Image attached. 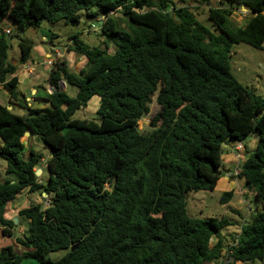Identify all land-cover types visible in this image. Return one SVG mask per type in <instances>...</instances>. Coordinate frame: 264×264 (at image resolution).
Listing matches in <instances>:
<instances>
[{
	"label": "trees",
	"instance_id": "16d2710c",
	"mask_svg": "<svg viewBox=\"0 0 264 264\" xmlns=\"http://www.w3.org/2000/svg\"><path fill=\"white\" fill-rule=\"evenodd\" d=\"M203 5L212 29L197 18ZM243 7L252 17L234 26L230 19ZM83 12L98 22L101 45L70 37L68 50L86 66L75 73L57 59L48 76L50 107L23 105L9 60L13 32L1 28L15 24L20 34L46 22L78 24ZM242 43L264 48V0H0V83L10 105L28 112L0 104V158L7 164L4 179L0 172V235L23 249L2 248L0 264H218L225 249L231 264L264 261V97L232 72V49ZM19 48L26 65L33 46L20 39ZM61 82L76 96L61 91ZM94 97L95 119L74 118ZM154 98L159 111L145 135L138 123ZM27 132L50 150L46 184L36 176L43 155L27 153L23 143ZM249 136L256 148L246 151L234 178L255 192L256 206L227 245L222 231L233 221L192 218L187 195L213 192L223 177V146ZM26 191L46 194L49 206L19 211L27 226L16 236L19 226L6 208ZM233 196L226 192L221 203ZM60 251L67 253L50 260Z\"/></svg>",
	"mask_w": 264,
	"mask_h": 264
},
{
	"label": "rangeland",
	"instance_id": "374dc122",
	"mask_svg": "<svg viewBox=\"0 0 264 264\" xmlns=\"http://www.w3.org/2000/svg\"><path fill=\"white\" fill-rule=\"evenodd\" d=\"M189 5L194 8L198 7V4L190 2ZM208 9L209 7L206 5H203L200 7L198 11H196V15L198 20L205 25L207 28L212 29V24L208 20ZM97 10V9H96ZM234 17L231 18V22L234 26L242 27L246 24V21L252 17V14L249 13L246 10H237L234 11ZM111 17L114 19L119 20V22L122 24V27H125V24L120 18V15L110 13ZM101 21V20H100ZM98 22L96 19L92 17H88L86 13H82V19L80 23L78 24H68L64 21H60L57 23H45L46 26L43 29H51V32L56 33L57 38L54 40L50 39L48 40V44H46L47 50L52 53L53 57L55 56V49L64 51L69 42L70 37L79 35L80 38L88 44L90 47H98L102 43V38L100 37V29L98 28ZM104 23V22H102ZM4 27H8L13 32V38H10V45L11 48H14V52H12L11 56L13 60L15 59L14 56L17 55V52L19 53V41L20 39L27 42L28 44L30 42H34V51L32 52L33 59L40 58L38 55L37 48L41 45L42 36L41 33L38 31H35L34 29H29L25 33L17 34V26L15 24L5 25ZM44 27V26H43ZM99 30V31H98ZM52 40V41H51ZM113 52V50H111ZM66 53V52H65ZM67 55V54H66ZM61 56L59 57L61 60H64L68 63L69 69L72 72L79 73L81 70H79L78 67H81L85 65V63H81L78 56H74L75 58H68L67 56ZM80 61V63H78ZM53 64V61H51ZM14 64V61L12 62ZM87 64V63H86ZM53 67V66H52ZM231 69L234 74V76L238 79V81L246 87L248 90H250L254 95L262 96L264 97V48L263 49H256L251 47L248 44H239L236 45L232 49V59H231ZM39 70L42 71V68L39 67ZM39 84L43 85L44 82L40 78L38 80ZM63 91H67V93L71 97H75L77 94V89L72 87L64 86ZM29 95L32 96V93L29 92V87L25 84L18 87V97L20 100L23 99V95ZM25 101V100H24ZM28 103V102H26ZM100 106V98L94 97L87 105L86 108L78 111L74 118L76 119H87V120H93L95 119V113L97 112L98 108ZM159 107L155 102V98L153 100V103L151 105V113L148 117L143 119L138 123L139 130L143 134H148L151 132V120L152 118L158 113ZM16 114L18 115H27L28 112L26 109H17ZM27 138L24 137L23 140L25 141ZM0 143L3 144V142L0 140ZM243 145L245 146V150L240 153V159L236 162L234 159H232V154L235 155L233 152V147L224 145L223 146V164L221 166V171L223 173V176L230 175L231 177L228 183L232 187L226 188L225 186L219 185L213 192H190L187 195L188 200V213L192 218L200 219V220H208L210 218H216V219H222L227 218L230 221H233L235 226H231L229 229H225L223 231L224 238L226 240L227 245H230L232 243L233 239L232 237H236L237 233H240L241 224L247 220H249L251 217L250 213V206L251 203L256 206L255 197L256 194L252 190L246 189L245 185L241 183L240 179L234 178V176H231V174L234 172L236 168H241L244 160L246 159L247 153H251L256 148V138L253 136L247 137L243 141ZM232 149V152H231ZM34 150L36 153L42 154L43 158L45 160L42 161L43 164L47 165L46 160L49 159L50 156V150L47 149L40 141L37 139V142L35 144ZM0 163L1 160H0ZM6 164V162H5ZM7 165V164H6ZM1 166V164H0ZM238 166V167H237ZM44 176L41 179V182L46 184L49 180V170L48 167L44 168ZM40 179V178H39ZM235 180L239 182L237 186L234 185L233 182ZM233 191L234 196L230 203L228 204H222L221 198L226 192ZM23 194L24 197H26L28 194ZM44 195V196H43ZM37 194V195H31L30 199H22L24 201V205L29 207L32 204L40 203L43 204L45 207L49 206V199L48 196L45 194ZM22 197V196H21ZM28 199V203L26 200ZM258 209H256L257 211ZM236 211L238 213H236ZM256 211L254 210L253 215L256 214ZM19 211L10 212L8 214L9 219H14L17 217ZM19 227L15 233L16 236L19 234H22L24 230L26 229L23 226L24 224L20 221H18L17 224ZM234 227V228H233ZM231 229V230H230ZM216 242V239H213V243ZM8 245H13L16 249V251L21 254L23 249H21L15 242L14 238L4 237L0 235V250ZM226 248V247H225ZM66 251H60L56 253H52L50 255V260L57 261L64 257L66 255ZM227 254V250L223 251L222 256L224 257ZM221 256V257H222ZM24 264H34V261L25 260ZM217 264V263H214ZM248 264H264V261H256L254 263H248Z\"/></svg>",
	"mask_w": 264,
	"mask_h": 264
},
{
	"label": "crops",
	"instance_id": "0c3cea01",
	"mask_svg": "<svg viewBox=\"0 0 264 264\" xmlns=\"http://www.w3.org/2000/svg\"><path fill=\"white\" fill-rule=\"evenodd\" d=\"M100 24H102L100 22ZM44 27H42L40 30H38L39 33H41L42 36V41H41V45L37 48L38 51V55L40 58L38 59H33V57L31 58V61L26 64V65H21L20 64V60L22 57L21 54V50L19 48V53L17 52V55L14 56V60L11 56L12 52H14V48L12 47L9 53V60L12 63L14 61V64L17 67V72L15 74V76L18 78L19 80V86L25 84L29 87V92L32 93V96L30 97L29 95H23V100L24 102H22L23 105H27V107H30L31 109H45V108H49L50 104L48 102H46L45 100H47L49 98V96L54 92V89L51 87V85L48 83V76H49V72L52 69V66L54 64V62H56L57 59H59L60 61H62L59 57L61 56V54L63 56H66L70 59V58H75L74 56H77L74 52H71L68 50V48H66L64 51L55 49V56L53 57L52 53H50L47 48H46V44H48V40L50 41V39H52V35L56 33L51 32V29H43L45 28L46 24L43 25ZM2 31L4 32L5 30H10V28L8 27H2L1 28ZM52 41V40H51ZM34 42H30V44L33 46V51H34ZM70 46V43L68 44ZM19 47V44H18ZM66 52V53H65ZM74 55V56H73ZM65 60V59H64ZM79 60L81 61V63H85V65L78 67L79 70H82L87 63V59L85 57H79ZM53 61V64L52 62ZM80 61L78 63H80ZM39 67L42 68V71L39 70ZM42 79V81L44 82L43 85L39 84L38 80ZM66 86V85H65ZM64 86H62L63 89ZM20 100V99H19ZM22 101V100H21ZM20 102V101H19ZM28 102V103H26ZM0 104L7 107L9 110H14L16 111L17 109L21 108V109H25L24 107H19L17 105H10V100H9V92L4 88L1 87L0 88ZM20 116H24V115H20ZM27 139L24 141L23 143L27 148V153L30 152L31 150H34L35 144L37 142V137L34 135H30L29 137H26ZM0 145H2L0 143ZM244 146V145H243ZM231 147H233L231 145ZM35 151V150H34ZM232 152V149H231ZM233 152L235 153V151L233 150ZM51 154V153H50ZM232 154V159H234V161L236 162V153L235 155L233 153ZM50 157V156H49ZM1 166H0V172L2 174V178H5V170L7 165L5 164V161L3 159H1ZM43 160H45L43 158ZM47 162V160L45 161ZM44 168H47V165L45 164H41L39 166V169L42 171L41 175L39 176V180L38 182H41L42 177L44 176ZM230 175L227 176H223L221 178V180L219 181L217 187L219 185L225 186L226 188H230L232 187L230 185V183H228L231 177H229ZM235 186H237L239 184L238 180L235 182H233ZM242 184H244V182L241 181ZM27 192V196L24 197L23 194H26L25 192H23L21 195H19L16 200H14L13 202L9 203L7 208H6V217L8 216V214L10 212H15V211H21L22 209L27 208V206L24 205V201L22 199H26L31 197V194ZM22 196V197H21ZM44 196V195H43ZM32 199V197H31ZM26 202L28 203V199L26 200ZM39 204V203H36ZM252 206L255 207L254 204L251 203L250 208V213L252 214ZM19 213V212H18ZM236 213H238L236 211ZM8 218V217H7ZM17 218V217H16ZM23 224H27V222L23 221ZM234 228V227H233ZM229 229V228H228ZM231 230V229H230ZM225 231H222V234ZM239 234V232L237 233ZM216 243V242H215ZM236 264H248V263H236Z\"/></svg>",
	"mask_w": 264,
	"mask_h": 264
},
{
	"label": "built area",
	"instance_id": "2783aa9c",
	"mask_svg": "<svg viewBox=\"0 0 264 264\" xmlns=\"http://www.w3.org/2000/svg\"><path fill=\"white\" fill-rule=\"evenodd\" d=\"M102 20H105V18H103ZM102 23V22H101ZM4 33L6 35H10L11 34V31L8 29V30H5ZM3 87V84L0 83V88ZM243 143H237L234 147H233V150L235 151L236 153V159L239 160L240 159V152L243 150ZM238 167V166H237ZM240 174V169L239 168H236L234 170V172L231 174V176H238ZM225 255V254H224ZM232 263V258L229 257L228 254H226L224 257L222 256L220 261L218 262V264H231Z\"/></svg>",
	"mask_w": 264,
	"mask_h": 264
},
{
	"label": "water",
	"instance_id": "95a60500",
	"mask_svg": "<svg viewBox=\"0 0 264 264\" xmlns=\"http://www.w3.org/2000/svg\"><path fill=\"white\" fill-rule=\"evenodd\" d=\"M242 10H246V11H248V12L250 11L248 7H243ZM10 40H11V39H10ZM62 86H65V83H64V82H61V91H63V90H62ZM31 134H32L31 132H27V133L25 134V137H29ZM41 172H42V171H41L40 169H38V170L36 171L37 181L39 180V176L41 175ZM45 195H46V194H45ZM14 222H15V224L17 225V224H18V218H15V219H14ZM78 246H79V245H76L75 247H73V248H72V251H75V250L78 248Z\"/></svg>",
	"mask_w": 264,
	"mask_h": 264
}]
</instances>
